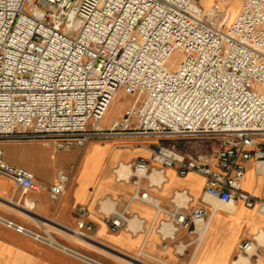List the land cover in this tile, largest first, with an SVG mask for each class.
Segmentation results:
<instances>
[{
    "label": "built area",
    "instance_id": "1",
    "mask_svg": "<svg viewBox=\"0 0 264 264\" xmlns=\"http://www.w3.org/2000/svg\"><path fill=\"white\" fill-rule=\"evenodd\" d=\"M197 6L196 0H0V143L39 140L69 151L112 137L204 144L219 137L213 153L187 155L174 143H158L151 162L175 166L180 175L200 173L205 196L241 201L264 214V199L242 187L245 162L264 160V0H241L227 26L225 16L216 24ZM120 89L135 99L103 126ZM129 166L140 191L149 161ZM0 175L22 193L41 187L32 170L5 160L1 145ZM68 181L58 171L50 196L61 195ZM135 196L161 215L156 229L164 242L179 245L180 230L204 223L206 206L190 207L184 190L166 207L147 190ZM76 212L74 232L87 237L93 228L87 208L79 205ZM128 215L126 205L105 221L117 230ZM0 223L66 249L44 225L34 230L1 214ZM254 248L245 239L238 254Z\"/></svg>",
    "mask_w": 264,
    "mask_h": 264
},
{
    "label": "crops",
    "instance_id": "2",
    "mask_svg": "<svg viewBox=\"0 0 264 264\" xmlns=\"http://www.w3.org/2000/svg\"><path fill=\"white\" fill-rule=\"evenodd\" d=\"M157 140L112 137L69 151L44 142L25 147L0 143L5 160L32 170L41 185L39 190L22 193L11 179L0 175V214L34 230L44 225L66 248L42 243L0 223V264H264V214L241 201L231 204L205 196L200 173L180 175L175 166L151 162ZM179 141V150L187 155L206 152L200 139ZM140 158L152 168L139 177L140 191L147 190L166 207L171 206L175 192L184 190L191 197L190 207L206 206L201 228L176 234L179 245L167 240L164 246L156 229L161 215L135 196L140 191L129 164ZM60 170L69 175V181L64 192L52 198L48 188ZM242 187L264 199V160L245 162ZM79 205L86 206L85 219L93 224L87 237L74 232ZM126 205L125 224L112 230L105 215ZM245 239L253 240L255 248L239 255L238 245Z\"/></svg>",
    "mask_w": 264,
    "mask_h": 264
},
{
    "label": "rangeland",
    "instance_id": "3",
    "mask_svg": "<svg viewBox=\"0 0 264 264\" xmlns=\"http://www.w3.org/2000/svg\"><path fill=\"white\" fill-rule=\"evenodd\" d=\"M198 3V8L199 5L202 7L200 8V11L204 14H210L212 22L218 24L223 21V18L225 16V22L224 26H227L231 20L234 18L236 12L239 9V5L241 0H218V6L216 7L214 11H210L209 8L207 7V4L205 2H201L199 0H196ZM229 12V15L226 13ZM179 60L178 55L176 56V61ZM135 99L134 94H127L124 92L123 89H120L114 99L113 102L110 106V111L106 115L105 119L102 120L101 124L104 126H108L111 121L113 120L114 117H117L118 115L121 114V112L124 110L126 106H129L133 100ZM183 141V140H182ZM194 141V140H191ZM219 137H210L204 140L205 142V149L206 152L213 153L214 151L217 150L219 147ZM43 141L39 140H5L2 141L1 143L4 144H13V145H22V146H29V145H42ZM158 143H164V144H171L174 143L178 148L180 146V141L176 138H163L161 140H157L156 144ZM140 264V263H136Z\"/></svg>",
    "mask_w": 264,
    "mask_h": 264
},
{
    "label": "bare ground",
    "instance_id": "4",
    "mask_svg": "<svg viewBox=\"0 0 264 264\" xmlns=\"http://www.w3.org/2000/svg\"><path fill=\"white\" fill-rule=\"evenodd\" d=\"M199 1H203L207 4V7L209 8L210 11H214L216 9V7L218 6V0H199ZM198 11H200V9L197 7ZM201 14H203L201 11H200ZM227 15H229V12L226 13ZM113 102V101H112ZM112 104V103H111ZM111 106V105H110ZM110 108V107H109ZM108 108V110L106 111V114L104 116V119L106 117V115L109 113L110 109ZM119 175L121 177H125L126 175H124V172L123 170H120L119 171ZM59 244V243H57ZM58 247V246H57Z\"/></svg>",
    "mask_w": 264,
    "mask_h": 264
}]
</instances>
